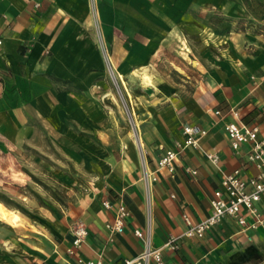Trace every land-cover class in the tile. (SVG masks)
<instances>
[{"label": "crops", "instance_id": "0c3cea01", "mask_svg": "<svg viewBox=\"0 0 264 264\" xmlns=\"http://www.w3.org/2000/svg\"><path fill=\"white\" fill-rule=\"evenodd\" d=\"M243 2L0 0V156L10 153L8 142L42 134L69 142L89 174L46 225L21 244L17 227L0 221V243L16 244L23 252H11L6 264H77V256L99 254L104 264H122L143 249L136 228L149 235L153 247H162L163 264H260L264 222L242 229L225 216L202 237L182 235L177 248L165 245L187 228L183 214L196 222L211 213L210 198L222 187L225 173L235 168L243 177L255 173L247 158L250 144L234 150L225 125L235 108L242 122L258 127L257 137L264 141V47L253 54L224 50L205 55L185 95L155 67L156 61L185 39L194 14L210 8L236 13ZM100 42L120 73L139 79L151 92L141 112L139 141L110 100ZM184 123L205 130L198 145L179 152L172 172L160 169L156 180L145 178L144 172L154 171L165 150L183 138ZM208 153L217 154L216 164ZM104 200L122 201L128 208L122 232L107 228L113 210L103 206ZM255 207L264 214V194ZM243 214L247 222L255 221L245 209ZM78 221L87 235L80 248L68 253Z\"/></svg>", "mask_w": 264, "mask_h": 264}, {"label": "rangeland", "instance_id": "374dc122", "mask_svg": "<svg viewBox=\"0 0 264 264\" xmlns=\"http://www.w3.org/2000/svg\"><path fill=\"white\" fill-rule=\"evenodd\" d=\"M194 17L190 31H184V37L190 44L183 39L174 48L165 49L155 65L168 75L172 83L184 90V95L191 82L198 78L205 55L219 56L224 50L253 54L264 47V0H244L241 11L236 13L210 8L194 14ZM187 48L189 63L185 53ZM112 62L120 80L116 78L113 81L109 77L110 100L115 102L126 128L134 137V128L138 135L140 133L143 104L151 92L139 79L125 77L113 59ZM8 146H11L8 148L10 153L3 152L0 156V196L7 200L9 207L0 200V221L12 226L7 219L8 211L25 218V225L19 227L16 236L21 244L23 239L37 234L36 230L46 225L49 215L65 203V196L84 185L89 174L72 155V145L67 141L38 134L34 139L15 145L8 142ZM11 252L23 255L22 247L9 242L0 243V264L7 263L6 257ZM263 261L264 255L257 263Z\"/></svg>", "mask_w": 264, "mask_h": 264}, {"label": "built area", "instance_id": "2783aa9c", "mask_svg": "<svg viewBox=\"0 0 264 264\" xmlns=\"http://www.w3.org/2000/svg\"><path fill=\"white\" fill-rule=\"evenodd\" d=\"M100 47L106 63L108 77L113 81L116 78L120 80L106 44L100 42ZM124 89L126 90L125 87ZM126 93L128 92L126 91ZM212 111L215 114H221V110L219 109H213ZM230 113L233 118L225 125V131L230 144L234 150H238L242 144H250L247 158L253 164L256 171L248 177H243L239 168L225 173L221 182L222 187L214 190L210 198L211 213L196 222L192 221L187 214H183L187 228L183 234L168 238L165 245L171 248H177V240L182 235L202 237L211 226L218 223L225 216L234 218L242 226V229L247 226L256 227L257 223L264 222V214H261L255 207V202L259 201L264 194V141L257 137V126H250L238 118L239 112L237 109H230ZM136 131L137 129L134 128V138L139 141V135ZM204 133L205 130L196 124L184 123L182 125L183 138L180 141H176L173 148L165 150L157 160L154 171H151L149 174L147 171L144 172L145 178L149 176L151 180H156L157 176L155 172L160 169H167L172 172L179 152L188 146H197L199 137ZM207 157L215 164L217 163L218 156L216 153H208ZM191 171L193 173L196 172L195 170ZM103 206L106 209L113 210V218L107 222V228L111 233L122 232L129 216V210L126 205L122 201L112 203L109 200H104ZM244 209L255 217L254 222H247L243 214ZM72 233L73 239L71 245L67 248L68 253H74L80 248L87 235V228L84 223L78 221L74 223ZM134 234L144 239L143 249L132 258H124L122 264H163L162 247H153L150 244L149 235L139 228L134 229ZM77 264L104 263L99 254L94 259L77 256Z\"/></svg>", "mask_w": 264, "mask_h": 264}, {"label": "bare ground", "instance_id": "6f19581e", "mask_svg": "<svg viewBox=\"0 0 264 264\" xmlns=\"http://www.w3.org/2000/svg\"><path fill=\"white\" fill-rule=\"evenodd\" d=\"M7 219L13 227H20L23 223V218L13 211L7 212ZM25 225V224H24ZM22 228V227H21ZM29 228V227H28ZM19 230V228H18ZM22 230V229H21ZM24 232V231H23ZM22 234V233H21ZM28 235V234H27ZM264 263V262H263ZM261 264V263H260Z\"/></svg>", "mask_w": 264, "mask_h": 264}, {"label": "trees", "instance_id": "16d2710c", "mask_svg": "<svg viewBox=\"0 0 264 264\" xmlns=\"http://www.w3.org/2000/svg\"><path fill=\"white\" fill-rule=\"evenodd\" d=\"M0 200L9 207V203L7 202V200L5 198H3L2 196H0Z\"/></svg>", "mask_w": 264, "mask_h": 264}]
</instances>
